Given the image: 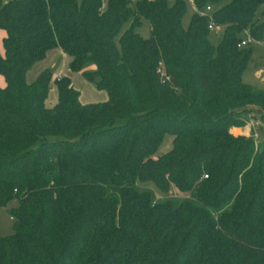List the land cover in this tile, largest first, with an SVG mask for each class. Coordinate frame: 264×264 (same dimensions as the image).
<instances>
[{
    "label": "trees",
    "instance_id": "1",
    "mask_svg": "<svg viewBox=\"0 0 264 264\" xmlns=\"http://www.w3.org/2000/svg\"><path fill=\"white\" fill-rule=\"evenodd\" d=\"M192 3L215 43L185 0H0V264H264V147L229 132L264 123L241 80L264 0ZM53 50L106 98L48 68L27 81Z\"/></svg>",
    "mask_w": 264,
    "mask_h": 264
},
{
    "label": "rangeland",
    "instance_id": "2",
    "mask_svg": "<svg viewBox=\"0 0 264 264\" xmlns=\"http://www.w3.org/2000/svg\"><path fill=\"white\" fill-rule=\"evenodd\" d=\"M7 1V0H3ZM228 0H223V3L227 2ZM192 13L191 8L188 6L186 10V14L183 17V25L186 24L190 14ZM126 28L123 27L122 30ZM135 32L139 34L143 38H147L149 36V26L145 20H140V25L135 29ZM221 32L220 27H214L210 33L209 38L210 40L215 43L218 39V35ZM3 36V32L0 30V53L2 51L1 46V38ZM57 51H51L47 53L44 60H41L35 64H33L25 74L26 80L34 79L36 75L43 69L48 68L52 72L53 78L56 76H66L70 79V82L73 88L78 91V99H90V93L88 91V86L86 81L81 78L78 72H72L68 68V57L60 53H56ZM37 71V72H36ZM37 73V74H36ZM32 74V75H31ZM59 74V75H57ZM31 76L33 78H31ZM241 80L255 88H264V45L262 44H252V50L250 57L246 63V66L241 74ZM3 85V78L0 75V86ZM92 86V85H91ZM56 100V89L52 83L49 85V91L47 93L46 103L52 102ZM253 118H250L248 115L245 116V127L248 128L250 132V136L252 137L255 147L262 148L264 147V123L260 119L257 113H250ZM171 136L169 134H164L159 144L156 154H161L167 151L171 146ZM150 189H153L150 186ZM156 194V193H155ZM172 197L175 199L176 193H172ZM159 194H156V198H159ZM13 205L10 203L4 207H0V235H6L11 232V223L12 219L8 215L9 207Z\"/></svg>",
    "mask_w": 264,
    "mask_h": 264
},
{
    "label": "crops",
    "instance_id": "3",
    "mask_svg": "<svg viewBox=\"0 0 264 264\" xmlns=\"http://www.w3.org/2000/svg\"><path fill=\"white\" fill-rule=\"evenodd\" d=\"M256 44H261V43H256ZM263 45V44H262ZM53 51H57L58 53H60V54H62V55H64L65 56V54L64 53H62L60 50H53ZM52 51V52H53ZM56 52V53H57ZM66 57V56H65ZM37 72V71H36ZM37 74V73H36ZM32 75V74H31ZM57 75H59V74H57ZM60 76V75H59ZM31 78H33L32 76H31ZM32 80V79H31ZM28 81H30V80H28ZM86 84H87V82H86ZM87 85H90V83H88ZM88 88V91H89V93H90V99H86V98H84V99H79V101L81 102V103H92V102H100V101H103L105 98H106V94H105V92L104 91H102V90H97V89H95L93 86H88L87 87ZM50 103H52L51 101L49 102V104L48 105H50ZM250 118H253V116L251 115V114H249L248 115ZM246 124V123H245ZM243 125V126H239V127H230L229 128V132L231 133V134H233V135H244V136H250V132H249V130H248V128L247 127H245L246 125Z\"/></svg>",
    "mask_w": 264,
    "mask_h": 264
},
{
    "label": "built area",
    "instance_id": "4",
    "mask_svg": "<svg viewBox=\"0 0 264 264\" xmlns=\"http://www.w3.org/2000/svg\"><path fill=\"white\" fill-rule=\"evenodd\" d=\"M187 5L191 8V11L195 13L197 16L200 17H207L208 19V24H207V29L212 30L215 26L213 24L212 18H211V7L209 5H206L203 7V9L198 10L194 7L192 0H185ZM105 6V0H101V5H100V11L104 10ZM251 42V38L247 33L243 34L242 39L239 41L238 45L239 46H245ZM205 176V175H204Z\"/></svg>",
    "mask_w": 264,
    "mask_h": 264
}]
</instances>
